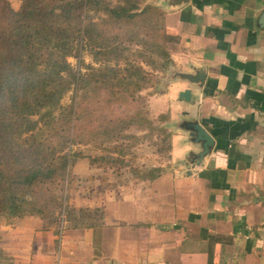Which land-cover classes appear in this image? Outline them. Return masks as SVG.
Here are the masks:
<instances>
[{"label":"crops","instance_id":"0c3cea01","mask_svg":"<svg viewBox=\"0 0 264 264\" xmlns=\"http://www.w3.org/2000/svg\"><path fill=\"white\" fill-rule=\"evenodd\" d=\"M161 11L172 68L205 73L201 88L170 79L147 98L151 119L169 118L167 163L80 197L77 207L104 210L101 226L57 237L29 216V242L8 248L14 264H264V0ZM186 89L193 104L178 101ZM183 119L214 139L202 166L189 162L199 147L177 128Z\"/></svg>","mask_w":264,"mask_h":264},{"label":"trees","instance_id":"16d2710c","mask_svg":"<svg viewBox=\"0 0 264 264\" xmlns=\"http://www.w3.org/2000/svg\"><path fill=\"white\" fill-rule=\"evenodd\" d=\"M10 1L0 0V214L37 215L57 237L101 226L103 209L68 205L73 146L129 139V151L133 137L125 132L137 127L161 134L169 158L166 127L118 111L138 103L152 72L169 69L164 13L135 12L144 0H18L17 10ZM83 52L92 63L84 64ZM73 56L84 73L68 62ZM72 89L79 101L63 105Z\"/></svg>","mask_w":264,"mask_h":264},{"label":"rangeland","instance_id":"374dc122","mask_svg":"<svg viewBox=\"0 0 264 264\" xmlns=\"http://www.w3.org/2000/svg\"><path fill=\"white\" fill-rule=\"evenodd\" d=\"M145 1L146 0L143 1L139 9L135 12L141 13L146 7H152L150 5L142 7ZM10 4L14 10H17L20 6V2L18 0H11ZM135 49H137V47H135ZM80 58L86 65L92 63L91 56H89L86 52H83ZM68 62L73 68H80L81 73L85 72L84 67L80 66L79 58L74 56L69 57ZM141 65L145 67L144 64ZM145 69L149 71V68L145 67ZM172 70L173 68L171 63L169 69L164 72H152L154 79H152L153 81L151 86L137 94L136 97H138V103H136L132 108L127 106L124 109H119V113L133 114L140 112L145 118L149 119L155 127H167L160 123L158 120L159 116L155 119H151V112L147 109V98L150 94L154 93V91L161 92L165 90L169 80L171 79ZM75 95L76 93L74 89L70 90L64 96L62 104L68 105L72 101L78 102L79 99ZM95 124L93 123L91 127H95ZM125 133L133 137L132 141L134 143L129 151L128 146L131 143L129 139L121 141L116 145L112 143L100 145L99 142L93 141L86 145L78 144L73 146V151L76 153L77 157H75L74 163L69 169V182L64 185L66 188L64 193L68 197V205L70 207L79 209V207L76 206L79 198L82 196H90V194L94 191L93 189H95L92 187L96 185H101V190H106L109 186L122 185L133 179V176L136 175L135 171L136 173L138 172L137 166L144 164L145 167L143 170L146 169V171H150V167L154 165L155 161L160 162V164L167 163L168 153L166 151V146L168 145V141L164 142L161 134L154 133L148 135L145 130H141L137 127H131ZM146 137H149V140ZM153 143H156V146L153 145ZM116 146L119 150L123 148V152L125 154L120 153L117 149L116 152H112L111 149ZM138 155H142V159H138ZM148 168L149 170H147ZM146 173L148 172L143 174L145 175ZM96 181L98 184H95ZM29 216L31 215L26 214L20 218H10L0 214V250L2 252L0 264H14L15 257L9 253L8 249L12 244L14 237H18L15 239H18L20 242H23V240L29 242V238H27L29 237ZM23 221L26 222L21 224L19 227H16V224L19 225ZM53 230L56 231V229L53 228L50 231L53 232Z\"/></svg>","mask_w":264,"mask_h":264},{"label":"water","instance_id":"95a60500","mask_svg":"<svg viewBox=\"0 0 264 264\" xmlns=\"http://www.w3.org/2000/svg\"><path fill=\"white\" fill-rule=\"evenodd\" d=\"M188 2L189 0H146L142 7L150 5L159 10H175L185 6ZM171 79L185 80L190 85H198V87L201 88L205 79V73L197 69L195 74L192 75L179 73L173 69ZM178 101L193 104L194 99L191 90L186 89L180 92ZM184 116H186V113H184ZM177 128L187 133L191 145L199 147L197 153L190 152L188 154L189 162L193 166H202L204 158L211 153L214 147V139L196 120L183 119L177 124Z\"/></svg>","mask_w":264,"mask_h":264}]
</instances>
